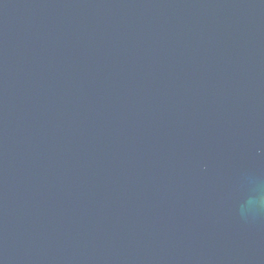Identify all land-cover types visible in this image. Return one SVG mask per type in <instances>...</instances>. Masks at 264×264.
<instances>
[{
  "label": "water",
  "instance_id": "water-1",
  "mask_svg": "<svg viewBox=\"0 0 264 264\" xmlns=\"http://www.w3.org/2000/svg\"><path fill=\"white\" fill-rule=\"evenodd\" d=\"M264 0H0V264H264Z\"/></svg>",
  "mask_w": 264,
  "mask_h": 264
},
{
  "label": "clouds",
  "instance_id": "clouds-1",
  "mask_svg": "<svg viewBox=\"0 0 264 264\" xmlns=\"http://www.w3.org/2000/svg\"><path fill=\"white\" fill-rule=\"evenodd\" d=\"M260 204H261L262 206H264V200H261V201H260Z\"/></svg>",
  "mask_w": 264,
  "mask_h": 264
}]
</instances>
